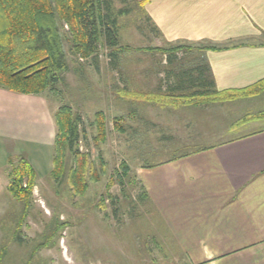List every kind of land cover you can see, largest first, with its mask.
I'll use <instances>...</instances> for the list:
<instances>
[{"label": "rangeland", "instance_id": "1", "mask_svg": "<svg viewBox=\"0 0 264 264\" xmlns=\"http://www.w3.org/2000/svg\"><path fill=\"white\" fill-rule=\"evenodd\" d=\"M111 1L117 49L101 42L94 55L83 57L72 51L69 27L59 23L68 66L60 81L39 95L0 87V264H188L143 197L136 171L253 129V121L244 119L264 112V89L253 97L196 107L156 98L162 104H153L135 95L154 93L159 81H166V55L155 49L173 45L153 27L152 0ZM177 56L179 64L187 62L183 52ZM62 106L80 116L87 136L78 150L96 173V182L88 181L80 196L67 183L68 170L75 168L71 155L63 175L57 180L51 175L55 114ZM97 113L105 126L98 142ZM256 121L264 126V119ZM20 159L36 179L31 196L18 200L8 186Z\"/></svg>", "mask_w": 264, "mask_h": 264}, {"label": "crops", "instance_id": "2", "mask_svg": "<svg viewBox=\"0 0 264 264\" xmlns=\"http://www.w3.org/2000/svg\"><path fill=\"white\" fill-rule=\"evenodd\" d=\"M150 6L162 41L193 46L219 91L264 80V0H152ZM206 46L221 50L198 49ZM259 122L186 156L137 169L146 199L188 264H264Z\"/></svg>", "mask_w": 264, "mask_h": 264}, {"label": "trees", "instance_id": "3", "mask_svg": "<svg viewBox=\"0 0 264 264\" xmlns=\"http://www.w3.org/2000/svg\"><path fill=\"white\" fill-rule=\"evenodd\" d=\"M124 2L125 0H120ZM126 12V11H125ZM64 23L73 38V49L83 57L97 51L99 43L111 50L117 49V19L113 15L111 0H0V87L21 95H39L55 86L61 74L68 70L59 34L58 24ZM199 50H221L211 46ZM195 48L176 45L155 49L166 55L163 73L166 81L149 93L135 95L149 103L175 101L182 106H199L231 102L257 95L264 89V80L253 86L219 91L209 65L194 53ZM183 52L187 62L179 64L177 53ZM115 57V53L110 54ZM165 84V85H164ZM158 99L157 103L153 99ZM264 119V112L250 116L245 121ZM57 133L54 139L51 175L57 180L63 175L67 153L73 157L75 168L67 172V183L74 196L88 189V181L96 182V173L88 168V157L78 150V142L87 134L80 116L71 108L60 107L55 114ZM97 135H105L102 113L95 115ZM128 168L122 165L126 174ZM8 191L15 199H27L36 179V173L25 159L12 168ZM26 184L23 186L22 182ZM143 197L146 199V195Z\"/></svg>", "mask_w": 264, "mask_h": 264}]
</instances>
